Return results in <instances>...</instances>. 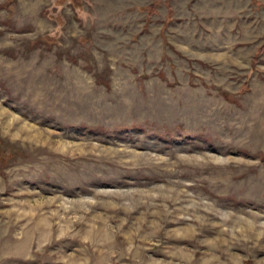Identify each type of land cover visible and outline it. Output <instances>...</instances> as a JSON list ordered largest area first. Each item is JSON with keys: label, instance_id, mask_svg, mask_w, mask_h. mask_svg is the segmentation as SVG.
<instances>
[{"label": "rangeland", "instance_id": "obj_1", "mask_svg": "<svg viewBox=\"0 0 264 264\" xmlns=\"http://www.w3.org/2000/svg\"><path fill=\"white\" fill-rule=\"evenodd\" d=\"M79 1L0 0V264H264V0Z\"/></svg>", "mask_w": 264, "mask_h": 264}, {"label": "trees", "instance_id": "obj_2", "mask_svg": "<svg viewBox=\"0 0 264 264\" xmlns=\"http://www.w3.org/2000/svg\"><path fill=\"white\" fill-rule=\"evenodd\" d=\"M75 2H76V4H78V5L80 4V1H79V0H75ZM50 39H51V38H50Z\"/></svg>", "mask_w": 264, "mask_h": 264}]
</instances>
